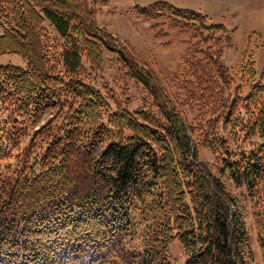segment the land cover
Instances as JSON below:
<instances>
[{
    "label": "trees",
    "instance_id": "trees-1",
    "mask_svg": "<svg viewBox=\"0 0 264 264\" xmlns=\"http://www.w3.org/2000/svg\"><path fill=\"white\" fill-rule=\"evenodd\" d=\"M109 0H0V264H249L239 199L222 175L254 199L264 253V84L253 64L244 93L223 62L231 36L199 12L166 1L134 6L188 36L184 67L170 73L177 101L121 41L97 22ZM152 27H156L154 23ZM54 32V35L50 33ZM152 101L140 108L101 81L103 51ZM101 77V76H100ZM181 98V97H180ZM179 100V101H180ZM47 120L21 147L28 130ZM217 155L218 173L198 147ZM39 149L40 152H36ZM15 150V152H13ZM14 159V167L2 161ZM144 222L139 246H128Z\"/></svg>",
    "mask_w": 264,
    "mask_h": 264
},
{
    "label": "rangeland",
    "instance_id": "rangeland-1",
    "mask_svg": "<svg viewBox=\"0 0 264 264\" xmlns=\"http://www.w3.org/2000/svg\"><path fill=\"white\" fill-rule=\"evenodd\" d=\"M157 1H166L178 8L204 14L211 23L222 24L230 33L232 45L223 51L222 60L228 66L234 83L230 87H225L226 102L231 99L234 86L242 85L245 93L247 86L253 82L246 79L248 75L242 77L245 72L241 69L247 68L248 64H253L254 81L261 80L264 84V0H109L104 5H97L95 9L98 24L115 35L140 61V64L155 75L160 85L165 88L171 98L177 101L188 121L195 123L196 113L188 105L181 103L183 92L177 91L170 80V73L180 71L181 67H184L183 55H186L188 50V36L178 33L169 25L168 20H146L133 11L134 6L147 7ZM154 23L156 27L153 28ZM50 33L54 35L52 30ZM0 64L24 66L22 59L15 54L0 55ZM92 78L93 84L100 90H103L101 81H106L127 102L129 108H140L152 101L147 90L126 75L118 62L116 53L112 50L103 51L101 73L99 75L93 72ZM47 118L45 117L40 124L28 130L27 136L21 142V147L35 139L36 130ZM252 140L260 143L264 141V138L254 137ZM36 152L40 150L37 149ZM198 156L218 173L219 162L215 153L199 146ZM7 163L15 166L13 158L2 161L1 165ZM222 180L230 194L239 199L242 207V218L246 229V241L242 246L249 264H264L254 199L248 195L244 186L234 184L226 174L222 175ZM133 226L135 227L132 238L126 237L123 242L127 244V247L139 246L143 238L144 222H137L136 219ZM168 253L172 262L184 264L186 255L178 241H174L169 246ZM112 259H115L113 262L116 263L120 261L117 256ZM113 262L105 264H114Z\"/></svg>",
    "mask_w": 264,
    "mask_h": 264
}]
</instances>
